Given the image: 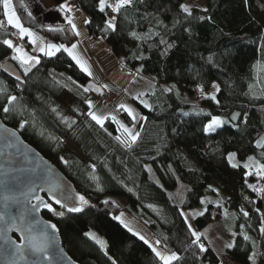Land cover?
<instances>
[{"label":"trees","instance_id":"1","mask_svg":"<svg viewBox=\"0 0 264 264\" xmlns=\"http://www.w3.org/2000/svg\"><path fill=\"white\" fill-rule=\"evenodd\" d=\"M26 1L12 0L25 28L47 42L69 47L77 43L71 25H48L29 16ZM75 1L89 15V35L104 39L116 56L124 57L127 70L148 77L157 88L148 95L151 107L137 103L146 119L139 140L129 148L116 139H125L117 123L109 119L101 128L88 115L89 91L84 89L92 80L66 52L40 56V63L25 74L3 43L10 35L0 31V65L15 63L23 78L16 82L0 68V118L55 164L77 194L89 201L83 211L69 212L46 198L56 212H64L61 217L42 210L43 217L56 225L65 251L79 264H164L148 243L115 219L123 210L109 200L104 203L111 196L125 199L124 211L136 221L144 223L143 217L147 218L159 247L180 257L171 264H221L222 256L205 240L194 242L182 214L202 206L215 181L227 196L224 201L213 200L220 206L207 203V211L194 224L203 231L226 210L224 224L236 237L225 255L234 264H264L260 231L264 193L248 187L246 173L256 171L255 166L243 167L249 156L264 163V147L256 146L264 137V0H206L207 11L193 7L191 15L181 9L187 0H133L119 13L111 8L101 12L99 0ZM113 17L115 31H105L106 21ZM214 84L219 86V103L207 98ZM11 96L17 99L9 104ZM5 107L9 112H4ZM233 112L242 115L237 125L210 134L205 131L212 117L230 119ZM121 116L128 126L134 124L125 111ZM65 144H73L85 159ZM61 153L67 164L60 162ZM229 153L236 154L232 163L239 167H232ZM91 175L99 177L102 191ZM92 231L104 239L105 248L86 235Z\"/></svg>","mask_w":264,"mask_h":264},{"label":"water","instance_id":"2","mask_svg":"<svg viewBox=\"0 0 264 264\" xmlns=\"http://www.w3.org/2000/svg\"><path fill=\"white\" fill-rule=\"evenodd\" d=\"M3 66L2 69L10 78L22 83L21 72L15 63L8 62ZM241 116L239 112L231 113V123L237 125ZM261 140H264V137ZM256 146L261 147L257 144ZM54 186L58 187H55L54 192H50L49 189ZM53 195L60 199L62 204H79L76 188L59 168L27 143L18 130L5 125L0 118V212L5 213V220L0 221V264H32L33 261L36 264H79L65 251L59 231L53 230L50 227L52 223L43 217L42 210L46 208L41 205L38 211L33 210L32 206L38 203L36 196L49 203L48 199L55 202ZM61 208L67 209L62 206ZM29 226L32 228V234L40 239H43L44 230L52 237V246L49 248L51 260L30 250L25 252L27 261L11 254L14 247L11 241L24 244L27 249L28 241L22 238L17 227L26 231ZM9 227L10 231L7 230Z\"/></svg>","mask_w":264,"mask_h":264},{"label":"snow or ice","instance_id":"3","mask_svg":"<svg viewBox=\"0 0 264 264\" xmlns=\"http://www.w3.org/2000/svg\"><path fill=\"white\" fill-rule=\"evenodd\" d=\"M2 3H3V7L5 9V15L7 16L8 25L13 26L16 29H18V34H19V37L21 39H23L25 36L29 37L30 43L32 45H36V47L34 48V51H38L40 53H43L47 57H53L58 52H61L63 50L72 58V60H74L76 62L77 65H79L81 67V69L83 71L87 72L88 75H92V73L90 71V67L87 66L86 62L82 59V57L76 51L78 48L77 43H73L69 47L68 45H65L63 43L57 44V43L45 41L43 37L38 36L35 32L31 31L29 28H25L23 26L19 16L15 13V11L13 9L12 0H2ZM132 3H133V0H115L114 4L109 3V0H99V10L101 12H104L106 8H111L114 12L119 13L124 6L131 5ZM181 7L185 13H188L189 15H191V10H190L188 5H182ZM60 11L65 12V13H72L73 8L67 3V0H65V3L60 5ZM204 11H207V9H204ZM29 16H31V13H29ZM65 18L67 19L68 24L71 25V29L74 32V34L76 36H79L80 33L77 29V25L74 23V17L71 15H66ZM200 19H204V17H200ZM114 21H115V17L106 21L105 31H108V30L115 31L116 25H115ZM85 23L88 24V23H91V21L86 20ZM2 26H3V21H0V27H2ZM60 30L62 31V29H60ZM132 35L135 36L136 33H132ZM3 43L6 44L9 48L14 49L16 55H14L12 57L13 60L19 61L22 66L27 65L24 68L25 74H27L29 71H31L32 67H35L37 64L40 63V58L38 56L29 55L24 50V48L22 46H15L11 40L5 39L3 41ZM2 67H4V66L0 65V68H2ZM17 79H19V77H17ZM91 87L92 86L85 88L84 91H86V92L89 91L91 89ZM105 87H107V85H105ZM213 87L217 91H219L218 85H213ZM0 91H2V89H0ZM97 91H99V89H97ZM166 91H171V89H166ZM201 92H203V89H201ZM137 98H139V97H137ZM207 98L212 99V100H216L215 95H212V96L207 97ZM16 99L17 98L15 96H11L9 98V104L16 101ZM216 102L219 103L218 100ZM88 103L91 107L92 106L91 101H88ZM141 103H144L145 107H151L150 105H148L144 101H141ZM119 108L124 109L125 112H127V114L132 118L133 121L137 120V115L135 114L134 109H132L131 107H129L128 105L123 104V103L119 105ZM3 110L5 113H7V112H9L10 109L8 107H5ZM200 111L203 112L204 110L201 109ZM88 115L101 128H104L105 122L109 119H111L113 122L119 124L120 129L122 130V132L125 136V139H121L120 136H117L116 139L120 143L126 145L129 148H131V146L133 144H135L140 138V132L134 131L133 128H130L127 125H125L124 123H122L120 120L117 119V117L115 115H111V116H109V115H98L96 112H89ZM139 119L142 120V119H146V118L145 117H139ZM229 122L230 121L224 120L219 116L212 117L210 122L206 125L205 131L206 132H214L217 128L222 127L225 123H229ZM65 123H68L67 119H65ZM23 126L24 125L21 124V127H23ZM70 126H71V124H69V127ZM105 131H107V129H105ZM13 134L15 135V133H13ZM256 143H257V145L264 147V140H258ZM235 155H236L235 153H229L228 160L230 163H232V161L234 160ZM262 155H264V153H262ZM61 159L63 160V158H61ZM64 163L67 164L68 162L64 161ZM239 166L240 165L238 163H232V167H234V168L239 167ZM253 166H255V168H256V173H255L256 176L260 177L261 179H264V163H260V162L256 161L254 156H249L248 162L244 163L243 167L246 169H251ZM92 167L95 168V165H93ZM149 171H151V169H149ZM246 175H252V172L249 171L246 173ZM90 178L97 183L98 189L102 191L103 189L99 184V177H97L95 175H91ZM55 187H58V186H54V188L49 189V191L54 192ZM248 187L251 188L254 192L264 193V187L257 188L256 185H254V184H249ZM130 191H131V189H130ZM213 191H216L218 193L219 190L213 189ZM52 198L55 200L56 204H60L62 207L67 208V211H69V212H81V211H83L84 206L88 205V203H89V201L83 195H79V194H77V199L79 201V204L78 205L73 204L72 206H69L67 203L62 204L61 200L57 199L55 195H53ZM5 199H8V197H5ZM35 199H36V201H38V203L32 206L33 210L38 211L40 206L43 205L44 208H47L49 211L55 212L56 215L61 216V217L64 216L63 211L56 212V210L52 207V205L50 203L44 202L42 197L36 196ZM201 202L205 203V204L216 203L217 206H220L219 201H214V202L213 201H201ZM104 203L107 204L108 201L106 200V201H104ZM149 207H152V206L149 205ZM205 211H207V208H205L204 211L197 213L196 215L202 216V215H204ZM241 211L243 212V209H241ZM257 211L259 212V209H257ZM243 214H244V216L249 215L247 212H243ZM224 215L225 216L228 215L226 210H225ZM122 216H123V213H121L120 217H115V219H118L121 221V223H124V226L126 228H128V230L130 232L133 231V229L131 227H129V225L127 223H125L123 219H121ZM261 216H262V218H264V213H261ZM185 219H187V217H185ZM4 220H5V213L0 212V221H4ZM50 227L53 230L58 231L55 224H51ZM189 228L191 229V225H189ZM7 230L10 231L11 227H9ZM17 231H21L22 238L28 241V246L26 249L24 244H17L15 241H11L10 243L14 246L11 249L12 255L19 256L20 260L27 261L28 256L25 254V252H26V250H30L33 253L43 255V257L45 259L51 260V256L49 255V248L52 246V237L47 232V230H44L42 233L43 239H40L39 237L33 235L32 234V228L30 226L27 227L26 231L17 227ZM260 231H261V233H264V227H261ZM86 235H88L93 240H95L96 243L99 244L101 248L106 247V242L103 241L102 239L98 238L95 234L86 233ZM136 235H139V238L141 240H143L146 244L149 243L145 239L144 236L140 235L139 233H136ZM192 235L196 238L194 242H199L201 239V236L205 235V234L199 233V232H196L195 230H193ZM244 239H250V237L245 235ZM159 243H160V241L157 240L156 244H159ZM226 247L230 249V248L234 247V244L229 243L226 245ZM200 248H201V250H206L203 244H200ZM152 250H153V252H155V255L157 257H159L160 260L164 261V264H171L172 261L180 259V257L174 252L171 253L170 255H165L161 251H158L154 246L152 247ZM32 264H36V262L33 261ZM113 264H115V262H113Z\"/></svg>","mask_w":264,"mask_h":264},{"label":"rangeland","instance_id":"4","mask_svg":"<svg viewBox=\"0 0 264 264\" xmlns=\"http://www.w3.org/2000/svg\"><path fill=\"white\" fill-rule=\"evenodd\" d=\"M44 1V3H48V0H43ZM206 0H187L185 3H184V5H188L189 6V8H190V10L193 8V7H197V8H200V9H204L205 8V6H206V2H205ZM63 3H65V1L63 2ZM62 3V4H63ZM67 3L71 6V7H75V5H77V3H76V1L74 2V0H72V2H71V0H67ZM26 5H27V7L29 8V10H30V12H31V14L32 15H34L35 17H38V18H40V19H42V20H46V23L47 24H49V23H53V22H55V21H58L59 22V19L58 18H61L62 16H61V14H62V12L60 11V10H58V9H56V8H54L53 10H48V9H44L43 8V10H39V7H37L36 6V4L34 3V0H27L26 1ZM44 6V5H43ZM77 6H79V5H77ZM45 7V6H44ZM73 7V15L76 17L75 19H74V21H76L77 23H76V25H77V29H78V31H79V33H80V35L78 36V37H80V39L82 40V41H84L83 40V38L84 37H82V35H83V33H86V26H85V21L88 19V18H86L84 15H82V14H76L77 13V8L75 7L74 8ZM4 8V7H3ZM46 8V7H45ZM13 9H14V11H15V13H16V10H15V8L13 7ZM182 9V8H181ZM183 10V9H182ZM4 13H5V9H4ZM71 13V14H72ZM17 14V13H16ZM64 16L65 15H67V13H65V14H63ZM5 19H6V21H7V16L5 15ZM10 27H13V26H10ZM10 27H8V24H6V22L5 21H3V26L2 27H0V31L2 32H5V33H7L8 35H10V39L9 40H11L12 42H13V44H15V45H18V46H22L23 48H24V50L29 54V55H33L34 54V52L32 53V49H30V48H27L25 45H26V39H21L20 37H19V34H18V29H16L15 27H13V29H11ZM10 29V31H9V29ZM19 40H21L22 41V43H19ZM77 44H78V42H77ZM79 45V44H78ZM82 47V48H81ZM99 49H101V46H96V49H95V51L97 52V50H99ZM14 50V49H13ZM92 49H91V47L90 46H88L85 42H82V44H81V46L79 47L78 46V50H77V52H78V54L82 57V59L86 62V64H87V66H89L90 67V71L92 72V73H95V74H97V73H99L96 69H95V62H94V60H90L88 57L90 56V51H91ZM98 53V52H97ZM87 54V55H86ZM92 54V53H91ZM39 58H40V56L39 55H37ZM105 59L106 60V58L104 57V54H101V55H99V58L97 59V61L99 62V61H101V59ZM27 65H25V67H26ZM24 67V68H25ZM123 73V76H122V80H120L119 78H117V76H120L121 74ZM96 77V76H95ZM136 79V77H134V75L133 74H130V73H127L126 71H124V70H120L119 72H117V73H115L112 77H111V80H109L108 82H106V83H108V84H110L111 85V83H112V86H113V88L115 87V88H117V89H119L120 90V92H117V90H115V94L113 93V92H111V93H109V92H104L102 95H101V97H99V94L97 95V92H95L94 91V87H93V83L95 84V85H99L100 86V84L101 83H103V81H93V83H91V85L90 86H92L91 87V89L89 90V94L87 95L88 97H87V101H91V104H92V108H91V111L92 112H96L98 115H102L101 113L103 112V109L104 108H109V109H111L112 107H115V110H116V107L117 106H115V105H120L121 104V101H117V102H115L114 103V100H115V96L117 97V98H121V99H123V100H125V102H126V105H128L129 107H131L132 109H134V112H135V114L137 115V120L136 121H134V124L132 125V126H128L127 124H126V122H125V120L122 118V116H121V113L120 114H118V115H116V117H117V119L118 120H120L122 123H124L125 125H127L128 127H130V128H133L134 129V131H137L138 129H139V127H140V124H141V120L139 119V117H143L142 116V114H141V111H140V109H138V107H137V105L130 99V94L128 93V88L129 87H131L132 86V83L134 82V80ZM102 85V84H101ZM117 85H120V86H122V87H119V86H117ZM214 85H217V84H214ZM108 86V85H107ZM108 89H110V87H108ZM218 91L212 86V89H211V91H210V93H209V95L210 96H212V95H215V97L217 96L216 95V93H217ZM104 94H110V96L111 97H113V98H111L110 96H103ZM111 98V101L110 100H104L105 98ZM212 100V99H211ZM213 101H216V100H213ZM145 102V101H144ZM199 104V103H198ZM125 111V110H124ZM127 113V112H126ZM108 115H109V113H107ZM222 119H224V120H227V121H230V119H228L227 117H225V116H220ZM229 124H231V122H229V123H225L223 126H225V125H229ZM118 128H119V130L120 131H122L121 129H120V126H119V124H118ZM221 127H219V128H217L215 131H217L218 129H220ZM214 131V132H215ZM207 133H212V132H207ZM66 145V147L70 150V151H72V152H74L76 155H78L81 159H85L84 158V156H83V154L81 155V153L77 150V148L73 145V144H65ZM59 156H60V162L61 163H63V164H65L64 163V161H66V159H65V156L61 153V154H59ZM61 158H63V160L61 159ZM256 171H254V172H252V175H246V179H247V184L249 185V184H254V185H256L257 184V186H260V188L262 187L261 186V182L263 181V179H261L260 177H258V176H256ZM213 189H218L219 191H218V193L216 192V191H213ZM231 195H234L233 193L231 194ZM226 196H227V193L225 192V191H222V189H221V186L219 185V184H217L215 181L212 183V187H211V189H210V192H209V194H208V196H205L204 197V199H203V201H213V200H219V201H224L225 200V198H226ZM110 199H114L115 201H116V204H119L120 206H122L123 205V203H121L122 202V199H120V198H118V197H116V198H114V197H111V196H107L106 198H105V201L107 200H110ZM125 201V200H124ZM114 204V203H113ZM206 205L207 204H205V203H203V205L202 206H200V207H196V208H192L191 210H184L183 211V214L185 215V217H187V223H188V225H191V230L193 231V230H195L196 232H199V233H204L205 235H202L201 237H206V239L207 240H209L210 241V239H211V237H212V235H213V233L215 232V233H217L218 235H222V236H218V238L219 239H217V241H220L221 242V244L220 245H216L215 244V246H214V249L216 250V252H222L224 249H226V245H227V243L225 244V242H226V240H228L229 238H231L232 236H235L236 234L235 233H233V232H230V231H228L227 229H226V226H225V224H224V222L225 221H227L228 220V215L227 216H223L220 220H218V221H215L214 222V224H212V225H210V226H208L207 228H205L203 231H199L198 229H197V227H196V224H194V219L196 218V217H198V216H200V215H196L197 213H199V212H201V211H204V209H205V207H206ZM123 207V206H122ZM121 208V207H120ZM122 209V208H121ZM123 210V216L121 217L123 220H124V222L125 223H127L128 225H129V227H131L132 229H133V233L134 234H136V233H139L140 235H142V236H144L145 237V239L149 242L150 240H148V238L146 237V236H148L150 233L149 232H151L150 230H149V226L148 225H150V222L147 220V218L146 217H143V222L144 223H142V222H138V221H136L132 216H130L129 214H127L125 211H124V209H122ZM121 216V214L120 215H118V217H120ZM228 232V233H227ZM230 232V233H229ZM90 233H93V234H95L98 238H100V239H102L99 235H98V233H95V232H90ZM146 235V236H145ZM138 237H139V235H137ZM236 237V236H235ZM103 241H104V239H102ZM151 247H155L158 251H161V248H159V247H156V245H155V242H153L152 243V241L151 242H149L148 243ZM157 245H159V244H157ZM208 245H209V243H208ZM161 252H163V251H161ZM225 257V256H224ZM254 257V256H253ZM223 258V257H222Z\"/></svg>","mask_w":264,"mask_h":264},{"label":"crops","instance_id":"5","mask_svg":"<svg viewBox=\"0 0 264 264\" xmlns=\"http://www.w3.org/2000/svg\"><path fill=\"white\" fill-rule=\"evenodd\" d=\"M71 2H72V0H71ZM34 3L36 4V6L37 7H39V10H43V8L44 9H48V10H53L54 8H56V9H58V10H60V5H55L54 3H53V0H48V3H44V1L43 0H34ZM46 7H44V6ZM74 7V6H73ZM72 7V8H73ZM75 7L77 8V13L76 14H82V15H84L86 18H88L87 20H89V15H87L85 12H84V10L80 7V6H77V5H75ZM74 7V8H75ZM62 12V11H61ZM5 14V13H4ZM63 14H65V12H62V14H61V18H58L59 19V22L58 21H55V22H53V23H49L48 25H55V24H57V25H64L65 23H68L67 22V19L65 18L66 17V15L64 16ZM67 15H71V16H73L74 17V19L76 18L74 15H73V13L71 14V13H67ZM38 18V17H37ZM40 21H42L43 23H45V24H47L46 23V20L44 19V20H42V19H40V18H38ZM74 23L76 24L77 22L76 21H74ZM87 24H85V26H86ZM9 27H10V25H8ZM11 29H13V27H10ZM86 33H83V35H82V37H84L83 38V40L84 41H82L81 39H80V37H78V46L80 47L81 46V44H82V42H85L88 46H90L91 47V51H90V56L88 57L90 60H94V62H95V69L99 72V73H97V74H95V73H92V75H88V73L87 72H85L86 74H87V76L92 80L91 81V83H93V81H103V83H101L100 84V86L99 85H95L94 83L92 84L93 85V87H94V91L95 92H97V95L99 94V97H101V95L104 93V92H109V93H111V92H113L114 94H115V90H117V92H120V90L119 89H117V88H113V86H112V83H111V85L110 84H108V83H106V82H108L109 80H111V77L115 74V73H117V72H119L121 69L122 70H124V71H126L127 73H130V74H133L134 75V77H136V79L134 80V82L132 83V86L131 87H129L128 88V93L130 94V99L137 105V103H141V101H145L148 105H151V100H150V98H148V95L149 94H152V93H154V91L156 90V83L155 82H153L152 80H150L148 77H146V76H142L141 74H139V73H137V72H135V71H130V70H127L125 67H124V57L122 56V55H120V56H116L114 53H113V51H112V49H111V47L110 46H108L107 44H106V41L104 40V39H98V40H96V39H94L93 37H91L90 35H89V33H88V29H87V26H86ZM27 41H26V47L27 48H30V49H32L33 51H32V53L34 52V56H37V55H39V56H43L44 54L43 53H40V52H38V51H34V48L36 47V45H32L31 43H30V38L29 37H27V36H25L24 37ZM10 39V38H9ZM8 39V40H9ZM15 45V44H14ZM101 46V49H99V50H97V52L95 51V49H96V46ZM15 46H18V45H15ZM82 48V47H81ZM12 49V51H13V56L14 55H16V53H15V51L13 50V48H11ZM77 50H78V48H77ZM76 50V51H77ZM92 53V54H91ZM101 54H104V57L106 58V60L105 59H101V61H97V59L99 58V55H101ZM32 55V54H31ZM87 55V54H86ZM77 66H79V65H77ZM23 67H25V66H23ZM79 68L81 69V67L79 66ZM91 70V69H90ZM96 76V77H95ZM122 76H123V73L120 75V76H117V78H119L120 80H122L123 78H122ZM105 85H108L107 87H105ZM117 86H119V87H122V86H120V85H117ZM108 87H110V89H108ZM97 89H99V91H97ZM116 95V94H115ZM137 97H139V98H137ZM117 101H121V104L123 103V104H126V102H125V100H123V99H121V98H117L116 96H115V100H114V103L115 102H117ZM88 102V101H87ZM141 104H143L144 105V103H141ZM88 105H89V103H88ZM115 106H117L116 107V110H115V107H112L111 109H109V108H104L103 109V112L101 113L102 115H108L107 113H109V116H111V115H118V113L120 114L121 112H123L124 111V109H121V108H119V105H115ZM91 108L92 107H90V105H89V111L90 112H92L91 111ZM132 119V118H131ZM141 120V119H140ZM143 122H144V120L142 119L141 120V124H140V126L143 124ZM140 128V127H139ZM137 131H139V129L137 130ZM120 199H122V198H120ZM125 199H122V202L121 203H123V207L122 206H120L119 204H116V201L114 200V199H110L109 201H111V202H113L116 206H119V207H121L122 209H125V208H127V201L125 200ZM122 219V218H121ZM123 225H124V223H122ZM150 234L148 235V236H146L147 238H148V240H150L149 242H151L152 241V243L153 242H155V245H156V247H159V245H157L156 244V239H155V237L152 235V233L151 232H149ZM228 233V232H227ZM230 233V232H229ZM218 236H222V235H218L217 233H213V235H212V237H211V239H210V241L209 240H207L206 239V237L204 236V237H201V240H205L207 243H209V245L214 249V246H215V244L216 245H220L221 244V242L220 241H217V239H219L218 238ZM236 236V235H235ZM235 236H232L231 238H229L228 240H226V242H225V244L227 243V244H229V243H234V241H235ZM223 237V236H222ZM159 248H161V247H159ZM226 249H227V247H226ZM226 249H224L222 252H217L220 256H222V257H224V256H226L225 255V253H226ZM161 251H163L162 253H164L165 255H169V254H167L166 252H165V250L164 249H161ZM214 251H216L215 249H214ZM173 262V261H172ZM255 261H254V259H253V263H254ZM238 264V263H237Z\"/></svg>","mask_w":264,"mask_h":264},{"label":"built area","instance_id":"6","mask_svg":"<svg viewBox=\"0 0 264 264\" xmlns=\"http://www.w3.org/2000/svg\"><path fill=\"white\" fill-rule=\"evenodd\" d=\"M110 11H113L112 9H110ZM19 43H22V41L21 40H19ZM110 96V94H104L103 96ZM105 98L104 100H110L111 101V98H113V97H111V98ZM221 264H234L233 263V261L231 260V258L230 257H228L227 255L225 256V257H223L222 259H221Z\"/></svg>","mask_w":264,"mask_h":264},{"label":"bare ground","instance_id":"7","mask_svg":"<svg viewBox=\"0 0 264 264\" xmlns=\"http://www.w3.org/2000/svg\"><path fill=\"white\" fill-rule=\"evenodd\" d=\"M119 114V113H118Z\"/></svg>","mask_w":264,"mask_h":264}]
</instances>
